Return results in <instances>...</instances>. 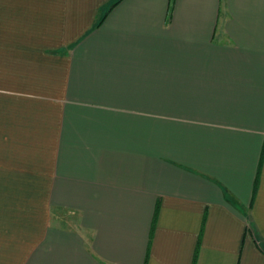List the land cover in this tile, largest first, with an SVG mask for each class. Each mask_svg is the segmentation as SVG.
<instances>
[{
  "label": "crops",
  "instance_id": "crops-1",
  "mask_svg": "<svg viewBox=\"0 0 264 264\" xmlns=\"http://www.w3.org/2000/svg\"><path fill=\"white\" fill-rule=\"evenodd\" d=\"M0 264H264V0H0Z\"/></svg>",
  "mask_w": 264,
  "mask_h": 264
}]
</instances>
